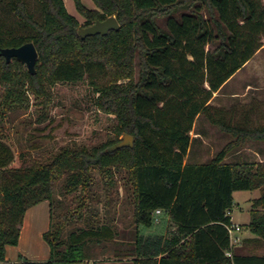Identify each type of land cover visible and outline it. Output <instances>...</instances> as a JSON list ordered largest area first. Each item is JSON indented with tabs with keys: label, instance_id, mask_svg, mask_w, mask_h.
<instances>
[{
	"label": "trees",
	"instance_id": "obj_1",
	"mask_svg": "<svg viewBox=\"0 0 264 264\" xmlns=\"http://www.w3.org/2000/svg\"><path fill=\"white\" fill-rule=\"evenodd\" d=\"M36 1L38 18L32 0H0V50L34 43L39 55L31 73L0 52L4 102L17 106L29 92L47 109L51 87L87 78L98 110L116 117L117 137L93 148H64L42 163L31 153L16 157L0 121V263L7 247L18 245L26 212L44 201L52 211L44 234L51 256L27 264L87 260L86 245L114 239V232L100 226L63 240L54 222L55 187L69 174L66 188L88 193L95 170L112 176L124 169L135 201L134 264H264V257L229 255L228 231L234 193L264 187V162H226L248 140L264 141V125L248 129L210 116L235 140L208 163L185 161L196 119L264 47V0H92L95 9L73 0L85 28L112 16L120 24L85 39L64 0ZM159 19H166L165 29ZM47 119L44 113L38 121ZM125 135L134 137L133 147L109 151ZM254 208L250 229L264 239V194Z\"/></svg>",
	"mask_w": 264,
	"mask_h": 264
},
{
	"label": "rangeland",
	"instance_id": "obj_2",
	"mask_svg": "<svg viewBox=\"0 0 264 264\" xmlns=\"http://www.w3.org/2000/svg\"><path fill=\"white\" fill-rule=\"evenodd\" d=\"M83 1L89 9H95L92 0ZM64 3L68 12L79 21L81 30L84 29L86 19L78 13L74 1L64 0ZM30 7L38 18L40 10L37 1L32 0ZM181 13L180 10L176 16L180 17ZM204 15L208 17L206 12ZM158 23L166 28V19H159ZM15 27L19 30L17 25ZM22 31L19 30L20 33ZM207 48L213 49L214 46ZM4 94L5 89L0 86L1 128L16 157L21 153H31L40 162L47 163L64 148H93L117 137L116 117L98 110L95 104L97 94L87 78L77 83H58L51 87L53 100L47 109L32 93L26 92L17 101V106L4 102ZM211 102L213 108L200 115L191 133L194 141L186 163H208L235 140L214 126L210 116L248 129L264 125V47L219 93L214 94ZM44 113L48 119L39 123ZM197 132L205 135L208 140L206 146L195 139ZM226 162H264V141L248 140L234 150ZM111 172L112 176H106L95 170L88 193L67 189L70 175L66 174L55 187L54 222L57 229L62 228L63 240L81 229L111 228L114 239L89 242L86 245L87 258L103 263L120 261L134 264L131 250L137 225L133 188L126 170L113 169ZM255 197V191L237 192L234 195V221L241 225L243 231L250 214L248 200Z\"/></svg>",
	"mask_w": 264,
	"mask_h": 264
},
{
	"label": "crops",
	"instance_id": "obj_3",
	"mask_svg": "<svg viewBox=\"0 0 264 264\" xmlns=\"http://www.w3.org/2000/svg\"><path fill=\"white\" fill-rule=\"evenodd\" d=\"M216 94L217 93H215V95ZM199 117L196 119L195 125L197 124ZM195 139H199V141H201V144L203 143L204 146H206L208 143V140L205 139V135L202 132H197ZM193 141L194 138H192V144ZM253 191H255L257 197L248 200L249 202L248 211H250V214L248 221L244 224L245 232L243 231L241 225L239 226L238 224L235 223L234 212L232 209L230 210L229 214L231 217V223L233 226H239L240 230L238 231L236 230L233 238H231L232 247L229 255L238 254L244 256L264 257V239L255 235L250 229L252 212L253 210H255L254 202L262 197V195L264 194V187L250 191H238V192H253ZM260 210H263V208H260ZM51 222H52V211H51L50 202L44 201L30 208L26 212L24 217L18 245L7 247L6 262L0 264H27L30 262L39 263V262L48 261L51 256V248L49 244L45 241L44 234L50 230ZM70 264H125V263L120 261L114 263H103V261H95V260L87 259L83 262L70 263Z\"/></svg>",
	"mask_w": 264,
	"mask_h": 264
},
{
	"label": "water",
	"instance_id": "obj_4",
	"mask_svg": "<svg viewBox=\"0 0 264 264\" xmlns=\"http://www.w3.org/2000/svg\"><path fill=\"white\" fill-rule=\"evenodd\" d=\"M113 30H120V24L115 16L109 17L104 21H96L92 26L80 30L79 35L81 38L85 39L90 36L107 35ZM0 52L6 57L8 62H11L12 59H17L24 63L31 73H35V66L39 59V55L34 43H27L19 48L2 49ZM133 145L134 137L125 135L124 139L111 147L109 151L112 152L126 147H133Z\"/></svg>",
	"mask_w": 264,
	"mask_h": 264
},
{
	"label": "built area",
	"instance_id": "obj_5",
	"mask_svg": "<svg viewBox=\"0 0 264 264\" xmlns=\"http://www.w3.org/2000/svg\"><path fill=\"white\" fill-rule=\"evenodd\" d=\"M157 213L160 214L161 211L158 210ZM236 230H237V231L240 230V227H239V226H233V225L230 226V227H228V231H229V233H230V237H231V238H233L234 233H235Z\"/></svg>",
	"mask_w": 264,
	"mask_h": 264
}]
</instances>
